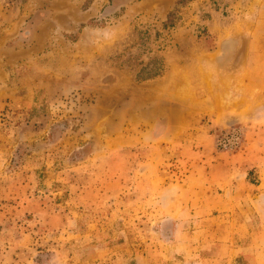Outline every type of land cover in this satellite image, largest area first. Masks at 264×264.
Segmentation results:
<instances>
[{"label":"rangeland","instance_id":"rangeland-1","mask_svg":"<svg viewBox=\"0 0 264 264\" xmlns=\"http://www.w3.org/2000/svg\"><path fill=\"white\" fill-rule=\"evenodd\" d=\"M176 2L0 0V264H264V0Z\"/></svg>","mask_w":264,"mask_h":264},{"label":"trees","instance_id":"trees-1","mask_svg":"<svg viewBox=\"0 0 264 264\" xmlns=\"http://www.w3.org/2000/svg\"><path fill=\"white\" fill-rule=\"evenodd\" d=\"M185 1H186V0H177L176 5L178 6V5L182 4V3H184ZM175 11H176V10H175ZM174 15H175V12H174V11H170V12L167 14L166 21L164 22V25L167 26L169 23L171 24V23H172V18H173ZM155 68H157V67H155ZM157 69H158V70H157ZM157 69H156V70H151V68H150V69L142 68L140 72L143 73V74H145V75H143V76L141 77V76H140V72H139V78L144 79V78H149V77H152V76L158 75L160 69H159V68H157Z\"/></svg>","mask_w":264,"mask_h":264},{"label":"crops","instance_id":"crops-1","mask_svg":"<svg viewBox=\"0 0 264 264\" xmlns=\"http://www.w3.org/2000/svg\"><path fill=\"white\" fill-rule=\"evenodd\" d=\"M215 108H216V105H215Z\"/></svg>","mask_w":264,"mask_h":264}]
</instances>
